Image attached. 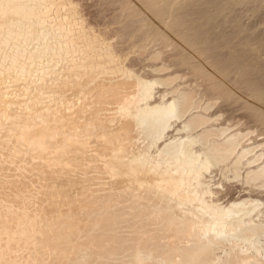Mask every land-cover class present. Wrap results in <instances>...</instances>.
<instances>
[{
    "label": "bare ground",
    "instance_id": "6f19581e",
    "mask_svg": "<svg viewBox=\"0 0 264 264\" xmlns=\"http://www.w3.org/2000/svg\"><path fill=\"white\" fill-rule=\"evenodd\" d=\"M174 1L109 0L117 46L74 0H0V264H264V198L250 193L264 188V143L219 123L226 105L210 113L217 98L234 102L231 91L202 71V90L178 82L171 65H192L173 41L152 53L156 73L122 61L119 45L145 48L153 15ZM232 2L264 5L184 0L201 9L171 16L194 29L208 6ZM220 46L196 51L230 77L236 59ZM243 77L236 84L250 87ZM217 170L249 192L222 203Z\"/></svg>",
    "mask_w": 264,
    "mask_h": 264
},
{
    "label": "rangeland",
    "instance_id": "374dc122",
    "mask_svg": "<svg viewBox=\"0 0 264 264\" xmlns=\"http://www.w3.org/2000/svg\"><path fill=\"white\" fill-rule=\"evenodd\" d=\"M108 1L109 0H74V2L78 4L79 14L80 15L82 14V16L84 18L83 19L84 23L86 22V24L88 23V24L92 25L91 28L93 29V32L95 31L98 34V32L100 31L101 34H99V35H102V36L106 35L104 37H106L107 40H111L109 42H112L113 44H114V42H115V44L116 43L120 44V42L121 43L123 42L122 41L123 39H121L119 42V39L122 37V36L120 37L121 33H119L120 32L119 31L120 25L117 21L115 22V20L113 19L115 8L110 6ZM183 1L184 0H175L171 6L165 8L161 12L158 11L159 12L158 16H154L152 14L153 17L155 18V19H153V22L155 23L154 24V26H155L154 32L156 29V32L152 33L153 34L152 38L155 37L156 40H152V38H149L148 41H146L144 44L145 48L142 49L141 47H137L139 45L136 43L135 44L136 47H133V49H132V46L134 45L133 43L132 44L130 43L129 45H127L128 41L131 42V40H128V41L126 40L127 43H126V45L124 44V47H121L122 44H120L121 46L119 45V47L122 50V54H123L124 50H125L124 52L126 54V55L125 54L123 55V57L125 56L124 57L126 59L125 61H124V58L122 57L123 63L124 64L127 63L129 65V63L134 64L132 62H135V63L138 62L135 64L136 67L134 65H132V67L136 70V72H138V74L145 75V74H147V71L150 70V67L152 68L151 65H155L156 63H157L156 65H159L161 62L160 56H157V59H155L152 57V53L160 52L163 50H167V51L172 50V43L173 42L178 43L179 45H181L183 52L185 54V57L190 59V61H191L190 63L193 67L192 66H189V67L185 66V67H180V69H179V67H174V65H171L172 68L170 67V70H175L177 68L178 69L177 74L180 73V74H178V75H180V77H178L177 81L178 82H184L187 84V82H188L187 80H189V81L191 80L190 83L194 87H196L198 83L200 86V82L203 80L200 77L203 75V73H201V75L199 74L201 71L204 72V75H211L215 80L220 82L222 84V86H224V89L225 88H226V90L228 89L227 90L228 92H229V90L231 91V93L230 92L229 93L233 95L234 102L227 104V102L223 101V99H221V98L220 99L217 98L216 99L217 102H216L213 98L212 100L215 101L217 105L215 103H213V105L215 104V106L212 105L213 108L211 107L212 110H210L211 111L210 113H213L215 111L213 114H215V113H216L215 115L219 114L218 115L219 117H217L219 120V123L221 122V124H222V122H224L225 126L232 127L230 129L232 131H233V128H235L234 130H238L241 127L242 128L238 131L244 132L245 129L247 130V131L245 130V132L249 131L248 132L249 136L246 135V136H248V137H246V139H249L251 137L250 138L251 142L254 141L255 139L259 140V138H260V143H264V131H263L264 130V127H263L264 122H262L260 124V121L255 120V118L257 117V115L259 113L260 114L264 113V100H263L264 99V97H263V95H264V80H263L264 79V5L262 8H260V6H262V5L259 6V8L261 10L258 9V7H257L258 3L256 4L253 2H251V3H253V5L249 3V5H251V6H249L248 4L238 5V4H235V2L234 3L232 2V5L230 4L228 7L220 8V9L219 8L215 9V8H213L212 5L208 6L206 11L208 12L209 19L203 20V21L202 20L195 21V24L197 22L199 24H198L197 28L193 29L194 23H191V24L189 23L186 25H180V24L176 25L172 19L173 17L171 15H173L175 18L176 16H178L182 13H186V12H191V13L197 14V12L201 9L200 7H196V6L188 7V9L187 8L182 9L181 3ZM254 4H256L255 8H254ZM171 7H172V9H171ZM175 13H177V14H175ZM234 14L237 15L236 21H234L233 19L230 20V18H232V15H234ZM168 16H169V18H168ZM161 18H162V21L160 20ZM170 20L173 22H171ZM167 22H169L170 25H169V23L167 24ZM176 26H177V28H176ZM187 26H189V27H187ZM104 31L106 34L103 33ZM189 32H191V33H189ZM195 32H198V35H192ZM185 33H186V35H185ZM216 33L219 35L217 36ZM154 34L156 36H154ZM213 35H214V37H213ZM108 36L111 39L110 38L108 39ZM157 36L160 38V40ZM225 36H227V37H225ZM181 37H183V38H181ZM217 39H219L221 41V46H220V50L218 51V53H220V55L222 54V56H225V58H227L226 60L228 62H232L233 59H236L235 62L233 61L232 63H235L237 66L234 64V65H232L233 67L230 66V68H231L230 70L228 68V71H229L228 76H230V73H231V76H230L231 78L225 77L221 73H218L219 71L212 64L213 59L210 60L212 56H210V55L202 56L196 51L197 50L196 48H198V46L201 47L205 42H210L212 40L214 41ZM126 41L124 40V42H126ZM160 43H161V45H160ZM192 43H194V44H192ZM198 43H200V45L197 46ZM118 44H116V45L118 46ZM163 44H164V46H163ZM126 46H128L127 50L125 49ZM244 46H245V48H244ZM169 47H171V49H169ZM139 50H140V52H139ZM149 54L151 55V57ZM134 57H136V58H134ZM232 57H234V58H232ZM131 60H132V62H131ZM149 65H150V67H149ZM192 68H193V70H196V71L199 70L197 72V75L199 74V76H197V75L195 76L196 71L193 72L194 74L191 73L193 71ZM232 68L234 69V71L232 70ZM252 68L254 70L255 69L257 70V71H255L256 73L253 72L254 70H252ZM188 69H191V71H189ZM144 70H146V71H144ZM230 71H233V74ZM150 72H151V74L156 73L154 71L152 72V69ZM150 72L148 71V75ZM161 73L162 72H160L159 74L161 75ZM181 73L183 75H185L184 78H183V75ZM242 73L243 74L247 73V75L244 74V77H243ZM235 75H238V76L240 75L243 78L248 77V79L251 80L250 85H249L250 87H248L249 89L245 88V86H242L243 82L239 81L238 84H236L238 80L236 78H234ZM180 78H181V80H180ZM230 79H232V82ZM201 83L203 84L202 86H200L201 89H200V87L197 89L202 90V87L204 88V82L202 81ZM239 83H241L242 85ZM260 83H263V84H260ZM253 85H255V87ZM250 88H251V90H250ZM222 104L228 106L229 108L228 107L226 108V106L223 105L225 108L222 111L220 110L221 111L220 112L218 109H223V107L222 108H221V106L219 107V105H222ZM230 104H231V106H230ZM225 109H226V111H225ZM217 110L219 113L217 112ZM225 112H227V113H225ZM220 117H223V118H220ZM228 119H229V121H228ZM219 123L217 122V124H219ZM226 123L228 125H226ZM221 124H219V125H221ZM250 126H251V128H250ZM250 129H251V131H250ZM213 175L215 176L213 179L214 180L213 182H215V183L217 182L216 185L217 186L220 185L219 189L222 190L220 192L219 196L222 197L221 201H222V203L224 202V204L228 200H230L231 198H234V197L237 198V197L241 196L240 194L243 195L244 193L249 192V187L246 186V184L243 185L244 183L242 181H241L242 183H239L238 181L236 182V181H233L231 179L224 180L226 178L223 176V174L221 175V172L218 170L216 172H214ZM229 186L231 187V190L229 189ZM246 187H248V189ZM254 189H256V190H254ZM258 189L252 188V190H251L252 192L250 191V193H252L253 196H256L258 198H261V197L264 198V188H262L263 193L261 192L260 189L259 190ZM228 190L230 191V194L229 193L227 194ZM218 254L221 255L222 253L219 252Z\"/></svg>",
    "mask_w": 264,
    "mask_h": 264
}]
</instances>
